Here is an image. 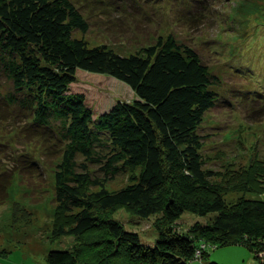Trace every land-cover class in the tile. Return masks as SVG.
Here are the masks:
<instances>
[{"label": "trees", "instance_id": "1", "mask_svg": "<svg viewBox=\"0 0 264 264\" xmlns=\"http://www.w3.org/2000/svg\"><path fill=\"white\" fill-rule=\"evenodd\" d=\"M205 1L195 8L204 9ZM79 8L74 0H0V115L60 159L54 171L55 203L58 210L75 214L73 227H58L57 234L78 237L101 227L96 204L104 211L123 206L139 219L158 217L153 242L112 219L102 225L115 242V253L127 255L130 264H189L197 251L205 264H218L209 261L208 248L226 245L246 247L261 263L264 199L228 203L221 192L208 191L212 173L204 169L200 151L205 138L199 132L219 101L220 78L171 34L127 56L103 44L90 46L75 36L89 30ZM173 14L177 21L189 18L185 11ZM235 64H230L235 73L253 76ZM78 71L111 77L129 87L134 99L117 101L94 117L84 95L70 92ZM249 85L248 99L264 107V93ZM90 166L98 167L103 178H93ZM131 167H141L134 183L106 191L108 181ZM10 178L1 168L0 200ZM91 182L100 189L94 201L83 192ZM184 214L205 221L184 233L177 225ZM78 257L53 249L45 264H79Z\"/></svg>", "mask_w": 264, "mask_h": 264}, {"label": "rangeland", "instance_id": "2", "mask_svg": "<svg viewBox=\"0 0 264 264\" xmlns=\"http://www.w3.org/2000/svg\"><path fill=\"white\" fill-rule=\"evenodd\" d=\"M74 1L89 23L85 35L75 36L90 46L103 44L127 56L171 34L197 52L221 83L215 89L219 101L205 115L199 132L205 138L200 151L204 169L212 173L208 191L221 192L228 203L243 197L264 199V107L250 101L247 95L250 83L264 93V0H206L204 9L195 8L200 0L189 4L185 0ZM177 10L185 11L189 18L174 20ZM255 30L259 33L255 34ZM232 62L237 69L250 70L253 76L235 73L230 68ZM70 92L84 95L94 117L117 101L134 99L130 88L115 79L83 71L77 72ZM19 122L23 124V120ZM13 126L7 115H0V169H6L11 176L4 200H0V264H45L48 251L53 249L79 256V264H130L124 258L127 255L115 253V242L102 226L109 219L138 233L144 241L155 240L157 216L143 220L126 207L104 211L98 204L95 214L101 227L78 237L57 234L58 227L67 230L74 225V212L58 210L54 199V171L60 159L46 154L35 140L21 135ZM98 169L89 167L93 178L102 179ZM140 170L141 167L127 168L104 188L108 192L124 188L136 181ZM99 190L91 182L83 192L94 201ZM204 221L184 214L177 225L187 233L193 223ZM208 254L209 261L218 264H261L242 245L211 247ZM199 255L197 251L189 264H205Z\"/></svg>", "mask_w": 264, "mask_h": 264}, {"label": "built area", "instance_id": "3", "mask_svg": "<svg viewBox=\"0 0 264 264\" xmlns=\"http://www.w3.org/2000/svg\"><path fill=\"white\" fill-rule=\"evenodd\" d=\"M263 255H264V254H263ZM263 255L261 256V258H262V260H263V262H261V264H264V258H263ZM262 260H261V261H262Z\"/></svg>", "mask_w": 264, "mask_h": 264}]
</instances>
